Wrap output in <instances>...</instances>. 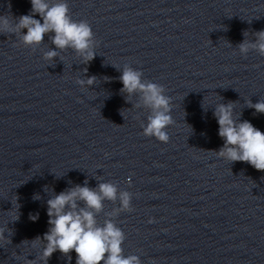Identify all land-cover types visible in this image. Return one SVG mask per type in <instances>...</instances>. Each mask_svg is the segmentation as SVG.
<instances>
[{
	"label": "clouds",
	"instance_id": "9594fccd",
	"mask_svg": "<svg viewBox=\"0 0 264 264\" xmlns=\"http://www.w3.org/2000/svg\"><path fill=\"white\" fill-rule=\"evenodd\" d=\"M31 10L27 15L13 17L10 12L0 15V34L16 36V46L31 48L32 51L40 46L48 36L54 49L44 53L45 61H54L60 51L72 49L81 59V62L88 65L97 55L95 48L99 42L95 39L94 32L87 20H74L70 14L69 5L66 0H30ZM9 9L11 5L9 4ZM39 15L40 19L34 18ZM27 30L26 33L24 30ZM248 31L243 32L245 39L236 47L239 53L246 57L250 51L257 52L264 56V30L256 31L251 35L253 40L247 39ZM231 45V44H230ZM121 72L118 77L123 87L120 93L125 96V102H129L133 95L139 97L136 108H143L150 111L147 116V123H141L143 135L155 137L158 141L167 143L169 135L166 129L175 123L172 112L171 97L165 94L163 85L143 79V72L134 69L129 64L121 68L113 65ZM87 76L88 69H83ZM95 75L87 76L86 79H79L77 83L81 86H92L96 84ZM105 82L112 78L105 76ZM246 107L254 109L253 115L264 114V100L253 103L247 100ZM236 101L218 103L214 106L213 116L219 128L218 135L223 140V146L218 151H212L217 158L229 161L230 163L245 162L257 171H264V132L255 127L248 120H241L234 116ZM121 115L122 111H121ZM202 150V149H200ZM57 179L61 176H56ZM71 183V181H69ZM44 191L49 192L47 185ZM133 193L120 191L117 184L102 182L96 188L88 186L87 179L83 185L75 184L65 188L59 194L52 190L51 197L47 199V216L49 228L43 236H37L32 241H23V244L31 242L34 247L42 246L39 256L34 260H27V264H37V261L48 264L51 256L59 251L71 261V253H76L75 264H141L137 255L124 256L122 247L125 241V233L117 226L112 219L121 212L134 211L131 201ZM41 199L39 194L33 195V200ZM120 206L108 213L103 224H99L97 216L104 209V202H116ZM17 197H15V203ZM16 211L19 205L16 203ZM18 212V211H17ZM19 219V215L15 220ZM30 219H38L36 215L30 214ZM14 220V221H15ZM149 223H153L150 218ZM8 232V237L5 232ZM12 230L0 227V242L11 243Z\"/></svg>",
	"mask_w": 264,
	"mask_h": 264
}]
</instances>
